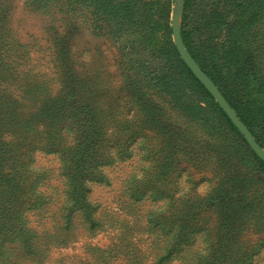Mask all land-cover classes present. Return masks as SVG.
Segmentation results:
<instances>
[{"label": "rangeland", "instance_id": "rangeland-1", "mask_svg": "<svg viewBox=\"0 0 264 264\" xmlns=\"http://www.w3.org/2000/svg\"><path fill=\"white\" fill-rule=\"evenodd\" d=\"M184 2L0 0V264H264V162L173 83ZM189 5L198 49L262 56L263 16Z\"/></svg>", "mask_w": 264, "mask_h": 264}, {"label": "trees", "instance_id": "trees-1", "mask_svg": "<svg viewBox=\"0 0 264 264\" xmlns=\"http://www.w3.org/2000/svg\"><path fill=\"white\" fill-rule=\"evenodd\" d=\"M222 1L223 8L225 9L224 14L226 12H230L232 14L231 18L228 21H225V19H221L228 29L230 35L233 32L240 33L241 36L245 35L248 37V29L250 25L255 24V18H257L258 16L264 17V1L262 2V5H259L258 0H256L255 2L253 1L252 3L250 2V0H239V2L241 1L240 3H237L236 0ZM189 8V0H185L181 31L183 43L185 44L191 57L207 74V76L211 79L215 86H217L218 90L224 96L231 108L235 111L236 115L247 127L259 147L264 149V133L261 132V127L257 123L258 121L251 115L254 114L253 111H256V109L259 111H264V53L261 54L262 56L257 58L246 54V52H236L230 56H228V54L225 52V54L220 55L218 53L219 50L217 46L214 45H212L208 49V52L204 53L194 44L193 38L195 33L194 31H192L193 29H191V26H189V22L187 21ZM213 19H215V17L211 15L208 21L204 24L207 25V30L205 31L204 35V41H206L207 43L213 42L214 39L217 38L218 27L217 25H213L211 23ZM204 25H202V27ZM212 29H215V33L211 34L210 31ZM231 40L234 42L237 39L234 38L229 40L230 44L232 45ZM173 56H175V51H173ZM212 58L215 62V66L217 67H220L222 63H226L225 66H227L230 78L236 80V85L243 92L242 101L225 91L223 86L224 82L222 81L221 83L220 81H218V76L216 77V73L207 69L204 60L210 61L212 60ZM176 60L178 61V64L185 69L184 75H186V80H184L185 82L182 81L179 76L174 75L173 83L176 87H178L177 92H189L188 97L191 98V96H193V99L197 97L200 98V100L203 99L205 102V106H208V108H211L213 111L210 115H208V118L209 120H211V122L213 121L211 117L215 119L218 118V120L224 121L231 129V131L233 130L235 133H238L237 129L233 126L225 113L214 102L211 95L204 88V86L194 77L187 66H183L179 59ZM217 71L220 78V68H217ZM181 82H183V84L185 85L180 86ZM170 85L173 90V85L171 83ZM192 91L193 93H191ZM250 103L252 104L253 108L250 106ZM260 117L263 119L264 115H260ZM251 154L253 155V153Z\"/></svg>", "mask_w": 264, "mask_h": 264}, {"label": "water", "instance_id": "water-1", "mask_svg": "<svg viewBox=\"0 0 264 264\" xmlns=\"http://www.w3.org/2000/svg\"><path fill=\"white\" fill-rule=\"evenodd\" d=\"M181 2V0H176ZM180 13H174L171 21V32L173 38V44L184 64L191 71L194 77L204 86V88L208 91V93L212 96L215 102L219 105L221 110L225 113L227 118L233 124V126L243 135V138L251 148V150L255 153V155L264 162V151L259 147L256 143L255 139L247 129V127L243 124V122L236 115L235 111L228 104L224 96L215 86V84L211 81V79L200 69L194 59L191 57L189 52L184 48L182 43L179 27H178V18Z\"/></svg>", "mask_w": 264, "mask_h": 264}]
</instances>
